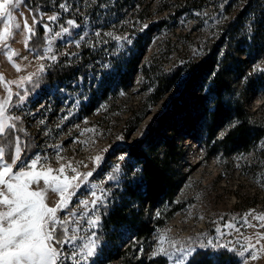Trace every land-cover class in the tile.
<instances>
[{"label":"rangeland","instance_id":"rangeland-1","mask_svg":"<svg viewBox=\"0 0 264 264\" xmlns=\"http://www.w3.org/2000/svg\"><path fill=\"white\" fill-rule=\"evenodd\" d=\"M61 4L68 5V10L41 12L47 21L44 25L52 29L42 45L45 59L38 58L40 52L29 45L25 47L26 32L7 41L18 55L9 61L0 52V75L15 83H0V98H6L9 88L14 94H26L24 103L10 114L21 117L20 133L34 144V149L24 154L25 159L41 157L37 171L52 169L51 175L60 179L94 171L88 187H81L72 203L66 201L67 207L57 213L61 220L79 224L78 228L75 223L64 225L77 229V245L88 244L85 237L96 233L95 253L86 264H171L158 253L161 237L166 249L171 242L179 247L194 246L213 257L215 264H222L215 259L222 250L234 252L233 264H264V221L254 219L264 215V0H64ZM20 10L24 17L17 14V20L23 25L26 18L31 25L34 17L25 2ZM50 15H56L57 20L48 21ZM68 19L79 27L66 25ZM65 26L70 32L57 37L55 33ZM209 55L215 60L213 73L202 75L184 92L185 99L175 104L186 77L183 70L152 104L153 92L169 69ZM130 56L137 59V69L124 83L122 74ZM41 65H76L81 72L64 81L37 85L34 80L41 74ZM257 66L260 70H254ZM215 73L226 80L219 99L210 88ZM25 76H32V80L17 87ZM196 95L204 99L209 112L192 131H185L181 117L192 112ZM218 100L223 112L214 124L210 112ZM13 102L19 103L15 95ZM240 105L251 128L254 123L246 143H240L238 136L226 139L240 122L235 111ZM145 110L137 127L128 131V119ZM161 113L166 119L163 135L173 136L184 148L178 167L183 176L173 196L179 208L167 217L171 206L162 200L159 208L152 209V222H164L140 247L114 258V250H105L97 238L104 207L120 205L125 180H139L140 168L124 147ZM160 139L157 137L152 146L154 156L163 153ZM96 156L101 161L96 162ZM121 156L125 158L121 160ZM61 165H65L63 174L59 172ZM116 165L120 166L117 178L108 180ZM92 184L98 185L97 196L101 188L107 192L106 200L92 214L99 217L95 229L84 223L87 209L76 204L82 198L92 199ZM39 186L47 189L45 203L55 207L60 200V193L53 191L56 185L45 186L41 180ZM70 210L79 211L83 219L69 216ZM228 224L233 227H225ZM133 237V230L125 226L108 231L107 249H114V244L124 249ZM65 249L71 252L72 244ZM154 252L157 255L152 258ZM250 252L257 259L253 260Z\"/></svg>","mask_w":264,"mask_h":264},{"label":"snow or ice","instance_id":"snow-or-ice-1","mask_svg":"<svg viewBox=\"0 0 264 264\" xmlns=\"http://www.w3.org/2000/svg\"><path fill=\"white\" fill-rule=\"evenodd\" d=\"M25 0H0V42L3 43V52L9 61L18 55L11 50L8 40L15 37L17 34H28L25 40V47H28V40L36 34L35 26L42 23V20L33 18L30 25L25 18L23 25L17 20L19 17H24V12L21 11V5ZM59 7L68 10V5L60 4ZM48 21L55 22L56 15L47 17ZM66 25L71 27H79V25L72 19L66 21ZM46 31H52L49 25H44ZM70 32V27H63L62 32H56L55 35L59 37L62 33ZM100 36V32H96ZM105 35L111 36V33ZM84 39L83 36L80 37ZM115 39H121L116 37ZM78 43V42H77ZM51 52V49H49ZM38 58L45 59L44 55ZM55 60V56L50 57ZM17 71L20 69L17 67ZM46 70L44 65H41L38 72L42 73ZM254 70H260L254 69ZM264 71V70H261ZM35 75V74H33ZM32 76H25L17 84L19 87L25 82H30ZM0 83H7L11 85L13 81H5L4 77L0 75ZM17 97L19 103L13 102V96ZM26 99V94L13 93L11 88L7 90L6 98H0V264H86V261L92 257L96 249V233L90 232L85 239L89 240L88 244L77 245V240L80 239L76 235V228H65L66 222L79 224L75 220L64 221L57 215L62 209L67 207L65 203H72V197L78 195L81 187H88L90 178H94V171L86 174L77 173L76 176H64L60 179L56 175H51L52 169L47 171H37V165L41 157L25 159V145L18 132H23L19 128L17 121L21 120L19 115H11V111L20 107ZM44 123L43 120L40 121ZM125 157L121 156L123 160ZM96 162L101 161L100 156H96ZM67 167H71L69 164ZM120 166L116 165L113 169V174L108 175V180H115ZM65 165H61L59 172L64 173ZM72 171H76L74 168ZM43 181L45 186L53 184L56 187L54 192L60 193V200L55 207H49L45 203V193L47 189H42L39 182ZM83 181V184H81ZM35 186V187H33ZM98 187L92 184L90 194L92 199L82 198L76 202L77 208L87 209L84 215L88 219L84 223L90 228L95 229L99 223V217H93V213L98 210L99 206L106 200L107 192L105 189H100V195L97 196L95 189ZM89 204L91 208L89 209ZM69 216H81L77 210H70ZM83 219V216H81ZM254 219L264 221V215L254 217ZM247 223V220H245ZM264 227V225H261ZM225 227H233L228 224ZM217 232L220 231L218 227ZM70 233V235H67ZM165 238H160V247L158 253L167 258L171 264H196V257L200 254V250L196 247H179L175 242H171L169 248L163 247ZM71 243L73 250L68 252L65 245ZM175 250L174 252L172 250ZM143 251V249H141ZM248 251V249H245ZM243 255V252L240 253ZM253 260L257 259L255 253H249ZM157 253H153L155 258Z\"/></svg>","mask_w":264,"mask_h":264},{"label":"trees","instance_id":"trees-1","mask_svg":"<svg viewBox=\"0 0 264 264\" xmlns=\"http://www.w3.org/2000/svg\"><path fill=\"white\" fill-rule=\"evenodd\" d=\"M64 0H25V4L30 9L33 17L37 20H42L41 24L35 26L36 34L31 37L28 45L31 49L42 53V45L44 44V38L47 36L48 31L45 30L44 23H47L46 19L41 17V12L45 10H61L59 5ZM137 59L133 56L127 58L125 68L122 74V81L128 82L133 73L137 69ZM215 66L214 57L209 55L202 58L198 62H185L180 66H173L168 70L165 77L160 79L155 91L153 92L152 104L158 101L162 95L170 89L175 83L178 76L184 70L186 71V77L183 83V87L180 93L175 97V104H178L179 100L185 99V91H189L194 83L200 79L203 75H211L213 73V67ZM76 65H53L46 67V70L40 74L34 81L35 83H53L55 81H64L66 78H72L76 74H80ZM212 88L216 94V98L221 94V90L226 88V80L221 76L220 73H215L212 76ZM35 86H31V89ZM193 110L192 112L185 114L181 117V124L183 130L192 131L195 128L196 123L207 114L208 107L204 103V99L196 95L194 96ZM223 105L219 100L216 103L214 110L211 113L212 122L215 124L219 115L223 112ZM236 114L238 115L240 122L231 130L226 139H232L238 136L240 143H246L247 138L253 130L254 123L248 121V116L244 111L242 105L237 106ZM147 111H142L139 115L130 117L127 121L129 126L128 131H133L137 125L143 119ZM165 114L161 113L156 116L155 120L150 123L146 130L132 142L125 144V149L129 158L135 162L140 168V178L136 180H125L124 185V196L123 201L120 205H106L103 212V220L98 231V239L104 246L105 250L113 253V257L117 258L125 254L129 249L135 250L146 242L151 232L158 226H160L165 219L162 221L152 222V209L154 207H160L161 201L166 200L171 208L167 214L170 216L179 208L178 203H174V192L178 186L180 179L183 176L178 169L181 157L184 154V148L178 144L173 136H164V125H165ZM18 127L21 128L22 121H17ZM212 127V126H211ZM213 129H211L210 135H212ZM17 135L21 136L24 142L26 151L25 155L31 152L34 148V144L30 138L22 137L21 133ZM157 137H161V145L163 147V153L161 157L154 156L151 154L152 146ZM225 141V139H224ZM141 204V206H139ZM143 204L147 207L144 208ZM125 226L134 232V237L124 249H120L119 246L114 244V249H107L108 243V231H119V229ZM123 258V257H122ZM222 264H233L236 259V255L232 251L222 250L217 254L215 258ZM121 261V259H120ZM130 261V257L128 258ZM155 262L157 260L155 259ZM216 262V261H215ZM122 262L118 263L121 264ZM196 264H215L213 257H210L203 250H200V254L196 257Z\"/></svg>","mask_w":264,"mask_h":264}]
</instances>
